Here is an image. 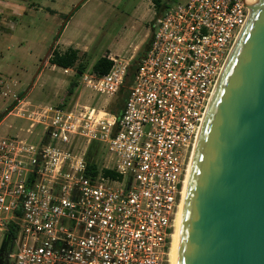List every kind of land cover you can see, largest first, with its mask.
Listing matches in <instances>:
<instances>
[{
	"label": "built area",
	"instance_id": "built-area-1",
	"mask_svg": "<svg viewBox=\"0 0 264 264\" xmlns=\"http://www.w3.org/2000/svg\"><path fill=\"white\" fill-rule=\"evenodd\" d=\"M251 4L180 0L152 20L117 114L109 107L129 62L111 56L108 74L82 75L94 105L47 106L28 137L0 136V235L15 234L8 264H169L193 146ZM15 85L0 72V116L21 101ZM94 142L96 170L86 159Z\"/></svg>",
	"mask_w": 264,
	"mask_h": 264
},
{
	"label": "water",
	"instance_id": "water-1",
	"mask_svg": "<svg viewBox=\"0 0 264 264\" xmlns=\"http://www.w3.org/2000/svg\"><path fill=\"white\" fill-rule=\"evenodd\" d=\"M250 9L193 146L171 264H264V0Z\"/></svg>",
	"mask_w": 264,
	"mask_h": 264
},
{
	"label": "rangeland",
	"instance_id": "rangeland-1",
	"mask_svg": "<svg viewBox=\"0 0 264 264\" xmlns=\"http://www.w3.org/2000/svg\"><path fill=\"white\" fill-rule=\"evenodd\" d=\"M180 0H161L165 8L176 5ZM82 3L81 11L77 15L75 25L66 33L65 40L83 41L79 62H87L85 71L92 72V66L102 56L113 57L116 60L129 62L137 57L143 45L150 39L152 34V20L156 15V7L152 0H79ZM163 9V10H164ZM61 20L55 27V35L51 36L44 45L37 60H32L29 50L39 52L40 49L31 43L15 42L12 48L3 51L0 57V72L8 79L16 81L15 92L24 93V99L19 102L15 109L4 120L0 127V136L18 135L28 137V130L33 123L41 119V114L47 106L60 105L66 100V105L79 101V109L94 105L97 99L89 87L85 85L83 76H78L76 70L53 68L48 62L53 49L59 50L55 36L61 30L64 23ZM64 44V43H63ZM142 44V45H141ZM50 48L52 50L50 51ZM46 59V60H45ZM45 60V61H44ZM21 61L22 69L10 72ZM75 84L72 96H68V89ZM67 95V96H66ZM120 95L116 96L109 109L116 113V104ZM66 98V99H65ZM5 111V110H4ZM42 127L34 130L31 143L37 145L40 140ZM38 134V135H37ZM101 144L94 142L88 153L87 160L90 162L100 159ZM5 240V235H0V248ZM12 245L7 240L4 261Z\"/></svg>",
	"mask_w": 264,
	"mask_h": 264
},
{
	"label": "crops",
	"instance_id": "crops-1",
	"mask_svg": "<svg viewBox=\"0 0 264 264\" xmlns=\"http://www.w3.org/2000/svg\"><path fill=\"white\" fill-rule=\"evenodd\" d=\"M79 0H0V57L3 58V51H9L12 44L15 42L31 43L40 49L39 52L29 50V57L32 60H37L40 56L44 45L47 44L51 36L55 35V27L61 20L65 19L66 15H70ZM82 7L77 10L69 19H65L63 25L66 24L58 42L60 52H65L69 48H74L80 51H86L82 48V42L78 40H65L66 33L75 25L77 15ZM62 25V26H63ZM90 36V35H89ZM88 36V37H89ZM64 43V44H63ZM142 45V44H141ZM16 68L10 69V72L22 69L21 61ZM51 65V64H50ZM53 68L57 67L51 65ZM3 65H0L2 69ZM58 68V67H57ZM60 69H63L59 67ZM64 70V69H63ZM11 114V113H10ZM9 114V115H10ZM8 115V116H9ZM0 123V127L4 120Z\"/></svg>",
	"mask_w": 264,
	"mask_h": 264
},
{
	"label": "trees",
	"instance_id": "trees-1",
	"mask_svg": "<svg viewBox=\"0 0 264 264\" xmlns=\"http://www.w3.org/2000/svg\"><path fill=\"white\" fill-rule=\"evenodd\" d=\"M152 2L154 3V6L156 7V10H157L156 14L160 15L162 10L164 9V7L161 3V0H152ZM81 5H79L77 8H75L74 11L70 15H66L65 19H69L73 15V13H75L77 10L80 9ZM65 26H66V24L62 26L60 33H58V35L55 36V38H54L55 42H58ZM151 40H152V34L150 36V39L141 48L137 57L131 61L130 66L128 67V72H127V75H126V78L124 81V86L118 94L120 96H119L118 102L116 104V109H117L116 113L119 112V110L121 109V107L123 106V104L126 100L128 88L132 85V81L134 79L136 70L138 68V64L141 61V59L144 57L146 52L148 51V48L151 44ZM79 60H80V51L77 49L69 48L65 52H60L59 50L53 49L52 55L49 58L48 62L51 65H55V66L61 67L63 69H73L74 68L77 72V75L81 76L87 70L88 64H87V62H83V61L79 62ZM112 66H113V61L110 60L108 57L102 56L95 61V63L92 66V70H93V72H95L98 75H106L109 73ZM74 86H75V84H73L69 87L68 96H72L73 91H74ZM19 99L20 100L24 99V93L19 94ZM65 103H66V100H64L61 104L63 105ZM17 105H18V102H14V104L8 109V111H6L4 114H2L0 116V123L3 121V119L5 117H7L14 110V108ZM111 110L114 111L113 109H111ZM87 163L90 165L91 169L96 170V165H94L95 161L90 162L87 160ZM104 172L106 175L114 176V173L110 170H105ZM6 237H7L8 241L11 240V242H12V240L15 237V234L13 232H10L9 234H7L5 236V238ZM8 253H9V251H8ZM8 253H7V256H8Z\"/></svg>",
	"mask_w": 264,
	"mask_h": 264
},
{
	"label": "bare ground",
	"instance_id": "bare-ground-1",
	"mask_svg": "<svg viewBox=\"0 0 264 264\" xmlns=\"http://www.w3.org/2000/svg\"><path fill=\"white\" fill-rule=\"evenodd\" d=\"M252 3H255L253 0H251ZM174 233V232H173ZM172 239H173V235H172ZM171 245H172V240H171ZM171 245H170V249H169V264H171Z\"/></svg>",
	"mask_w": 264,
	"mask_h": 264
},
{
	"label": "flooded vegetation",
	"instance_id": "flooded-vegetation-1",
	"mask_svg": "<svg viewBox=\"0 0 264 264\" xmlns=\"http://www.w3.org/2000/svg\"><path fill=\"white\" fill-rule=\"evenodd\" d=\"M254 2L256 1V0H253Z\"/></svg>",
	"mask_w": 264,
	"mask_h": 264
}]
</instances>
